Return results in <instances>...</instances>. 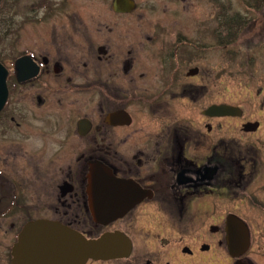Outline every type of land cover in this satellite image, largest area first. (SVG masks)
Wrapping results in <instances>:
<instances>
[{
    "label": "flooded vegetation",
    "instance_id": "af4514ba",
    "mask_svg": "<svg viewBox=\"0 0 264 264\" xmlns=\"http://www.w3.org/2000/svg\"><path fill=\"white\" fill-rule=\"evenodd\" d=\"M201 1L0 0V264L55 232L103 238L83 264H264V120L219 54L264 44V0Z\"/></svg>",
    "mask_w": 264,
    "mask_h": 264
},
{
    "label": "water",
    "instance_id": "95a60500",
    "mask_svg": "<svg viewBox=\"0 0 264 264\" xmlns=\"http://www.w3.org/2000/svg\"><path fill=\"white\" fill-rule=\"evenodd\" d=\"M7 70L0 63V111L7 100ZM217 113L236 115L237 108L229 105L210 108ZM239 113V112H238ZM237 113V114H238ZM55 232L49 238L38 237L28 241L25 233L14 247V255L17 256V264H83L90 257L97 258L104 255L103 238L89 240L78 233ZM31 248V249H28Z\"/></svg>",
    "mask_w": 264,
    "mask_h": 264
},
{
    "label": "rangeland",
    "instance_id": "374dc122",
    "mask_svg": "<svg viewBox=\"0 0 264 264\" xmlns=\"http://www.w3.org/2000/svg\"><path fill=\"white\" fill-rule=\"evenodd\" d=\"M199 3L200 8L203 7L201 0ZM196 8L190 7L185 15H192ZM219 54L224 99L239 104L252 119L264 120V44H249L247 48L235 46L230 51L220 50ZM262 134L264 132L260 136Z\"/></svg>",
    "mask_w": 264,
    "mask_h": 264
},
{
    "label": "trees",
    "instance_id": "16d2710c",
    "mask_svg": "<svg viewBox=\"0 0 264 264\" xmlns=\"http://www.w3.org/2000/svg\"><path fill=\"white\" fill-rule=\"evenodd\" d=\"M223 26H224V27H228V28H230V31H231V32H234V34H235L236 31L238 30V29H237L238 25H236V26H235V25L232 26V24H224ZM231 29H232V30H231Z\"/></svg>",
    "mask_w": 264,
    "mask_h": 264
}]
</instances>
